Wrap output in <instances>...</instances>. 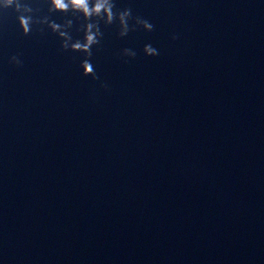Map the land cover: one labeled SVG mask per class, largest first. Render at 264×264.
Here are the masks:
<instances>
[{
  "label": "water",
  "instance_id": "95a60500",
  "mask_svg": "<svg viewBox=\"0 0 264 264\" xmlns=\"http://www.w3.org/2000/svg\"><path fill=\"white\" fill-rule=\"evenodd\" d=\"M114 3L91 57L0 8V264H264V0Z\"/></svg>",
  "mask_w": 264,
  "mask_h": 264
},
{
  "label": "clouds",
  "instance_id": "9594fccd",
  "mask_svg": "<svg viewBox=\"0 0 264 264\" xmlns=\"http://www.w3.org/2000/svg\"><path fill=\"white\" fill-rule=\"evenodd\" d=\"M115 7L114 0H49L48 11L50 13L60 11L65 13L72 12L75 16L82 14L83 18L87 21L84 26V40L81 41L77 39L73 41V37L69 32L73 24L71 19L67 20L64 24H59L51 20L47 15L42 18H34L33 15H31L34 9L29 4L22 2V0H0V8H14V10L19 13L18 19L24 34L27 35L30 33L33 23L41 25L47 24L48 27L61 38V46L64 50L67 51L71 49L73 51H82L86 53L88 57L92 56V46L98 45L103 37V32L100 28L101 21L106 25H111L118 20L120 25L119 35L121 37L126 36L128 32L134 30L137 25L143 26V28L148 31L153 30L154 26L148 20L139 16L134 18L135 24L130 26L129 20L133 19L132 10L126 8L114 11ZM93 18H95V20ZM41 31H43V29H41ZM173 38L175 39L176 37L174 36ZM144 52L149 56L159 55V51L151 44L145 45ZM122 54L126 57L136 56V52L130 48L123 49ZM11 60L18 66L22 64V61L17 56H13ZM82 68L84 75H92L94 79H99L89 59L82 61ZM102 86L106 88L107 84Z\"/></svg>",
  "mask_w": 264,
  "mask_h": 264
}]
</instances>
